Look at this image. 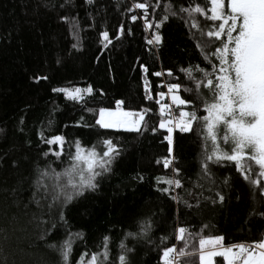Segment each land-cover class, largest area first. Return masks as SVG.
<instances>
[{
	"label": "trees",
	"instance_id": "trees-1",
	"mask_svg": "<svg viewBox=\"0 0 264 264\" xmlns=\"http://www.w3.org/2000/svg\"><path fill=\"white\" fill-rule=\"evenodd\" d=\"M214 2L0 0V264H200L264 240V155L205 127L239 21ZM168 86L185 129L164 125ZM116 107L139 127L99 125Z\"/></svg>",
	"mask_w": 264,
	"mask_h": 264
},
{
	"label": "rangeland",
	"instance_id": "rangeland-1",
	"mask_svg": "<svg viewBox=\"0 0 264 264\" xmlns=\"http://www.w3.org/2000/svg\"><path fill=\"white\" fill-rule=\"evenodd\" d=\"M214 1L213 15L222 25L228 23L229 20L223 17L228 13L238 15L239 21L238 32L234 36L228 35L223 47L228 60L225 67V96L223 93L225 104L214 102L205 127L208 130L215 127L225 145L234 147L247 144L255 147L261 156L264 155V0H228L229 6L225 10L219 0ZM63 91L70 98L80 99L87 95L89 89L68 87L63 88ZM184 117L185 113L181 114L180 120L177 116L173 118L175 121L168 118L164 125L171 129H174L173 125L187 128L188 124L183 122ZM142 118L139 111L116 107L99 110L97 122L102 127L133 130L139 127ZM256 244L255 249H246L242 244L234 247L242 253L264 252V243L262 246L261 243ZM222 248L212 246L200 252V264H212L215 255L225 252ZM234 250L232 248L230 251ZM171 252H167V264H172Z\"/></svg>",
	"mask_w": 264,
	"mask_h": 264
},
{
	"label": "built area",
	"instance_id": "built-area-1",
	"mask_svg": "<svg viewBox=\"0 0 264 264\" xmlns=\"http://www.w3.org/2000/svg\"><path fill=\"white\" fill-rule=\"evenodd\" d=\"M132 19L133 20L140 19L141 21L146 22V15L144 12L143 13L139 12L137 10V7L134 6ZM154 39H156V35L152 34L150 36V41H153ZM170 88H171V86L166 87V89L163 92V95L158 99L161 112L166 116H170L172 114V111L174 108V104L171 101V99L169 98V89ZM182 129H185V128H182ZM170 164L171 163H170L169 159H163V165L165 167H168ZM174 173H176V171H174ZM174 185L175 186L178 185L177 179H174ZM182 231L183 230H181V232ZM245 247H246V249L256 248L254 245H249V244H247ZM176 258H177L176 251H175V249H172L171 258H170V261L172 262V264H175Z\"/></svg>",
	"mask_w": 264,
	"mask_h": 264
},
{
	"label": "crops",
	"instance_id": "crops-1",
	"mask_svg": "<svg viewBox=\"0 0 264 264\" xmlns=\"http://www.w3.org/2000/svg\"><path fill=\"white\" fill-rule=\"evenodd\" d=\"M263 243L264 240L261 242L260 246H262ZM232 248L233 247H223L222 249H224L225 252L223 254L219 253L217 255H221L227 264H264V252L256 254L257 252H261V250L257 252L242 253L237 249H235L234 252H231L230 250ZM167 257H168V253H166L162 257L163 264H167L166 262Z\"/></svg>",
	"mask_w": 264,
	"mask_h": 264
},
{
	"label": "bare ground",
	"instance_id": "bare-ground-1",
	"mask_svg": "<svg viewBox=\"0 0 264 264\" xmlns=\"http://www.w3.org/2000/svg\"><path fill=\"white\" fill-rule=\"evenodd\" d=\"M161 113H162V112H161ZM162 115H164V114L162 113ZM164 116L167 117V119H168V118H172V119L174 118V119H175L174 110L172 111V114H171L170 116H166V115H164ZM174 119H173V121H175ZM173 128L175 129L176 127L173 125ZM181 230H182V229H180L179 234L183 232V231L181 232ZM240 244H242L243 246H246L247 244H249V245H254L255 247H256V245H257L256 243H240ZM234 246H235V245H234ZM249 249H250V248H249ZM254 249H255V248H254Z\"/></svg>",
	"mask_w": 264,
	"mask_h": 264
}]
</instances>
